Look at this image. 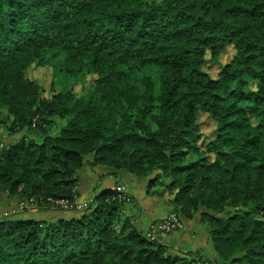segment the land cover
Returning a JSON list of instances; mask_svg holds the SVG:
<instances>
[{"label": "trees", "instance_id": "1", "mask_svg": "<svg viewBox=\"0 0 264 264\" xmlns=\"http://www.w3.org/2000/svg\"><path fill=\"white\" fill-rule=\"evenodd\" d=\"M87 165L148 179L213 256L149 239L106 190L78 218H1L0 264H264V0H0V195L64 209Z\"/></svg>", "mask_w": 264, "mask_h": 264}, {"label": "crops", "instance_id": "2", "mask_svg": "<svg viewBox=\"0 0 264 264\" xmlns=\"http://www.w3.org/2000/svg\"><path fill=\"white\" fill-rule=\"evenodd\" d=\"M135 176L127 173H121L114 176L110 170L102 167H96L89 170L85 169V175L82 180V187L79 191L78 202L85 203L91 199L95 193H101L106 190H115L116 187L121 186L125 189V192L132 195L137 205L139 206V216L137 219L138 229L146 233L150 225L165 218L172 212L169 200L171 198L147 195L146 187L147 180H140L138 183L140 189H133V193L129 191L127 185L121 183L123 178L129 179L137 185V181L133 180ZM139 192V195L136 193ZM59 211V210H57ZM80 217V213L67 212L61 209L57 214V220L60 219H72ZM186 229L183 232L177 233L166 238H161L160 241L170 246H176L184 250L198 251L202 250L207 256H213L214 250L209 244L205 227L201 223L200 219H194L192 221H185Z\"/></svg>", "mask_w": 264, "mask_h": 264}, {"label": "rangeland", "instance_id": "3", "mask_svg": "<svg viewBox=\"0 0 264 264\" xmlns=\"http://www.w3.org/2000/svg\"><path fill=\"white\" fill-rule=\"evenodd\" d=\"M233 55H234V50L232 47H229L228 51L222 57L221 63L225 64V63L229 62L232 59ZM219 68H220L219 65H208L207 66V70L210 72V74L214 78L217 77V73H218ZM28 76L30 79L36 80L39 82L41 87L44 89L45 97H49L51 95V87H52V83H53V70L50 67L40 68L37 66H33L29 70ZM65 82H66V85H64ZM54 83H55V88L57 90H59L60 88H63V86H65L64 88L74 90L77 97L85 96L92 88L91 83L85 79H81V80L76 79L74 81L69 82L64 77L57 75V73H55ZM201 123H202L201 129H202L203 135L209 136L210 132H212V130L214 128V124L210 121V119L208 118L207 115L202 117ZM19 137H20V135L14 137V138H9V137L5 138V136H4V138L2 140L4 143H9L13 139H14V141L17 140ZM85 169L89 170L90 167L87 165L85 167ZM133 180L137 181V185L134 183L135 188L132 187L133 182L131 180L123 178V181H121L122 184L128 186L129 191L132 193H133V189H136V190L140 189V186L138 183H141L140 180H142V179H138L137 177H134ZM146 180L148 181V179H146ZM118 187H121V186H118ZM136 194L139 195V192H137ZM18 203H19L18 200L8 199L6 196L0 195V219L1 218H17V219L45 220V221L54 222L57 220V214H59L61 211V209L44 210V209L31 208V207H27V208L22 209L21 204L19 205ZM57 210H59V211H57ZM62 210L67 211V212H72L71 210L66 209V208H64ZM199 219L200 218H197V220H199ZM185 229H186V224H185L183 230L173 232L172 234H169L166 236H161V238H166L168 236L175 235L177 233L183 232Z\"/></svg>", "mask_w": 264, "mask_h": 264}, {"label": "built area", "instance_id": "4", "mask_svg": "<svg viewBox=\"0 0 264 264\" xmlns=\"http://www.w3.org/2000/svg\"><path fill=\"white\" fill-rule=\"evenodd\" d=\"M118 193H125L124 188L117 187L115 189ZM125 199V198H124ZM61 205L63 208L69 210H77L82 211L87 207V203L76 202L74 204H70L68 201H60L56 202ZM38 208L37 204L34 200H29L28 202H22L21 208ZM185 221L176 213H170L168 216L163 218L162 220L153 223L147 231V237L151 240H154L161 236H166L172 234L173 232L181 231L184 229Z\"/></svg>", "mask_w": 264, "mask_h": 264}]
</instances>
